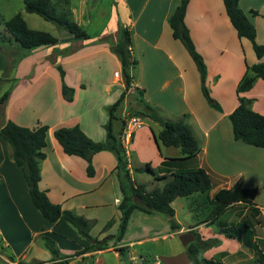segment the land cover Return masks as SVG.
Returning <instances> with one entry per match:
<instances>
[{"label": "crops", "instance_id": "0c3cea01", "mask_svg": "<svg viewBox=\"0 0 264 264\" xmlns=\"http://www.w3.org/2000/svg\"><path fill=\"white\" fill-rule=\"evenodd\" d=\"M179 2L67 0L70 20L89 39H74L58 28V35L48 28H35L57 38L58 44L25 51L0 46V86L11 83L9 88L0 89V96L10 89L6 102L0 106V128L8 120L28 128L47 126L46 146L42 150L45 158L38 163L39 188L46 192L50 202L85 219L90 237L82 238L63 220L50 223L40 216L31 202L21 169L11 160L10 149L0 137V264H147L138 261L137 246L164 242L187 232H195L201 240L209 238L214 236L211 233L214 223L224 234L228 228L235 227L238 246L228 244V250L210 249L208 253L212 257L208 259L225 264H244L252 259L256 264V251L239 240L244 235L252 236L253 246L264 254V206L256 201L259 188L263 193L264 149L234 140L228 119L238 105L236 86L246 67L264 63V53L258 59L253 43L237 36L222 0H188L184 25L205 67L201 79L184 46L172 38L168 25ZM238 6L255 29L254 43L264 49V0H238ZM122 29L130 33L129 53L134 61L127 89L120 63L110 51ZM57 65L64 72L63 82L73 89L69 103L61 97ZM116 72L118 77H114ZM202 87L219 110L204 97ZM123 92L122 120L128 108L140 115L149 107L163 120H183L200 148L194 158L179 162L183 158L179 149L157 142L155 136L161 126L143 113V126L132 136V152L126 153L133 182L145 185L147 190L154 188L153 181L159 183L158 188L163 186L164 180L140 171L146 164L157 176H169L179 171V167L201 168L209 175L212 185L206 201H211L220 189L256 188L253 205L229 204L217 218H212L214 207L204 221L175 230L170 229L163 215L134 210L123 235L117 239L121 217L118 206L123 196L115 156L107 150L95 154L94 175L88 177L86 162L65 155L53 137V130L77 125L92 141L104 142V125L108 120L105 110ZM240 96L249 99L251 109L264 116V81L257 79ZM142 174L149 175V179L142 181ZM194 195L189 196L192 202ZM197 197L204 201V195ZM178 199L171 203L174 218L173 205ZM110 222L112 227L105 229ZM44 237L53 242L56 255L45 246ZM91 245L97 249L83 252ZM153 258L152 264H179V259L183 264H192L184 249L180 254L170 250Z\"/></svg>", "mask_w": 264, "mask_h": 264}, {"label": "trees", "instance_id": "16d2710c", "mask_svg": "<svg viewBox=\"0 0 264 264\" xmlns=\"http://www.w3.org/2000/svg\"><path fill=\"white\" fill-rule=\"evenodd\" d=\"M22 3L26 13L37 15L44 21L52 23L59 30L65 31L74 39H89L88 34L70 20L66 9L67 0H22ZM187 3L188 0H180L168 19V25L171 29L172 38L178 40L184 46L195 63L201 79H203L205 67L201 57L195 52L188 30L184 25ZM222 3L229 22L235 29L237 36L251 41L256 57L258 59L261 58L264 49L262 46L254 43L255 29L246 14L239 8L238 0H222ZM3 26L7 38L2 39V41L6 40L8 44H11L13 41L15 48L19 50H33L58 44V39L48 32L29 29L20 13L3 21ZM130 43L129 31L122 29L117 43L110 47L111 53L116 56L120 63L123 81L126 86L125 89L128 88L130 83L129 72L134 65V61L129 53ZM56 70L61 80V97L65 102L69 103L73 99V89L63 82L64 72L59 65L56 66ZM257 79L264 81L263 62L246 67L243 77L236 86L238 105L229 114L228 119L231 124L234 140L255 148L264 149V116L251 109L249 99L240 96L248 92ZM9 92L10 89L0 96V106L6 102ZM202 92L212 107L219 110L218 105L211 101L204 87H202ZM123 100L124 92L105 110L108 120L104 125V142L92 141L77 125L56 128L53 130V137L65 155L79 157L86 162V175L88 177L94 175L92 157L95 154L107 150L115 156L117 177L123 196L118 206L121 217L118 225L117 239H120L123 235L129 216L134 210H138L144 214L163 215L171 230L178 229L179 226L174 220V210L171 203L176 198L189 197L195 193L208 195L212 189L211 179L201 168L182 170L179 167V171H175L169 176H157L155 171L146 164L140 171L154 175L156 180H164L163 186L147 190L145 185L133 182L127 169L126 152L119 141V134L123 129L124 121L118 115V111L121 109ZM144 113L161 126V131L155 136L156 141H159L165 147L179 149L183 157L179 159V162L194 158L199 153V143L193 136L189 126L183 120H163L149 107H145ZM47 130V126L44 125L28 128L8 120L0 128V137L7 143L10 149L11 160L21 169L31 202L40 216L50 223L63 220L71 225L82 238L89 240L87 221L70 211L63 210L60 205L50 202L46 192L39 188L40 175L38 163L45 158L42 150L46 146L45 138ZM163 165L166 166V163ZM167 165L169 166V164ZM256 195V188L220 189L213 194L211 201L209 200V204L213 203L215 207L211 217L217 218L219 213L229 204L242 203L252 206ZM230 231H235V227L228 228L226 234ZM242 231L245 233L244 228ZM191 233L194 236L195 242H191L184 248L190 263L225 264L218 259L201 257L200 253L202 249L208 246V244L207 242H202L195 232ZM250 235L252 234L250 233ZM229 237L234 238V235H229ZM239 240H241L243 246L251 247L256 251V264H264V254L257 249V246H253L252 236L244 235ZM44 241L48 250L53 255H56V251L53 249V242L45 237ZM96 245L86 247L83 252L97 249ZM98 248L103 249L102 246H98Z\"/></svg>", "mask_w": 264, "mask_h": 264}, {"label": "rangeland", "instance_id": "374dc122", "mask_svg": "<svg viewBox=\"0 0 264 264\" xmlns=\"http://www.w3.org/2000/svg\"><path fill=\"white\" fill-rule=\"evenodd\" d=\"M17 13H20L22 15V17L25 19L26 23L28 24V28H30V29L37 28L38 30L48 28L50 32H53V34L58 35V33L56 32V31H58V29L55 25H53L50 22L44 21L42 18H40L36 15L26 13L23 9L22 0H0V43L2 44V46H8L9 48H12V47L15 48L13 41L11 42V44H8L6 40L2 41V39L7 38V34L4 31L3 21L8 20L9 18H11L12 16H14ZM22 51H25V50H22ZM10 84L11 83H9V82H7L5 84H1L0 89L1 88L6 89L7 87L9 88ZM121 111H122L121 109H120V111H118L119 116L122 115ZM143 113L138 115L137 112H132L128 108V110L126 109L125 115L137 116V117L141 118V120H143V117L141 116V115H143ZM126 151L132 152L131 151V143L128 146V148L126 149ZM149 177L150 176L147 174H142V176H140V179L143 178V179L148 180ZM143 179H142V181H144ZM136 181L137 182L140 181L138 177H137ZM153 183L155 184L154 187L159 186L158 185L159 183H156L155 181H153ZM195 194L196 195H194V198H195L194 202H192L193 199H191L189 197H183V198H179L173 205L175 212H176V217L174 218V220L178 224L179 228L180 227L185 228L189 225H193V224L204 221L205 219H207L210 209L214 208V205H210L209 202L206 201V199H207L206 197H208L207 194H200V193H195ZM201 195L205 196L204 201H199V199H197V198H199L197 196H201ZM197 201H199V202H197ZM256 201L258 204H261V206L262 205L264 206V196L262 193V188H259V194H258ZM112 225H113V222H110L108 227H106L105 229H109L110 227H112ZM211 228H212L211 233L213 231L214 236H210L209 238L205 237L204 239L201 240L202 242H204V243L207 242V244H208V246H206L204 249H202V251L200 253L201 257H204L206 259H208L209 257H212V256H210L211 254L208 253V250H210V249H216L219 247V249L228 250L230 247V246H226L228 244L231 245L232 247L238 246L237 245L238 239H236V236H234V238L229 237V235L235 234L233 231H230L227 234L219 232V228L215 225V223H214V226H211ZM222 241H224V244L222 243ZM184 248L185 247H183L180 244V242L178 240V236H173V238H170L164 242L159 241L157 243H147L143 246H137L135 248L136 249L135 255L137 256V258L140 257L138 259V261L141 259V260L145 261L147 264H152V262L154 260V258H153L154 255H156V254L165 255L170 250H172V252H174V253L179 252V254H180L181 252H183ZM242 249L247 251V252H249V251L252 252L251 249H246L245 247H242ZM163 253H165V254H163ZM253 263H254V261L252 259L244 262V264H253ZM179 264H183L180 261V259H179Z\"/></svg>", "mask_w": 264, "mask_h": 264}, {"label": "built area", "instance_id": "2783aa9c", "mask_svg": "<svg viewBox=\"0 0 264 264\" xmlns=\"http://www.w3.org/2000/svg\"><path fill=\"white\" fill-rule=\"evenodd\" d=\"M118 75L119 74L117 72L114 73V77H118ZM123 121H124V126L119 134V141L122 147L124 148L125 152L127 153L126 149L131 143L134 132L139 130L143 126V123L141 118L137 116H125L123 118ZM132 259L135 260V258Z\"/></svg>", "mask_w": 264, "mask_h": 264}, {"label": "water", "instance_id": "95a60500", "mask_svg": "<svg viewBox=\"0 0 264 264\" xmlns=\"http://www.w3.org/2000/svg\"><path fill=\"white\" fill-rule=\"evenodd\" d=\"M193 239L194 237L190 232L180 234L178 237V240L183 247H186L188 244H190Z\"/></svg>", "mask_w": 264, "mask_h": 264}]
</instances>
